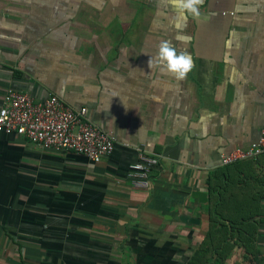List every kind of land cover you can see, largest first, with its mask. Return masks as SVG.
Wrapping results in <instances>:
<instances>
[{
	"label": "crops",
	"instance_id": "0c3cea01",
	"mask_svg": "<svg viewBox=\"0 0 264 264\" xmlns=\"http://www.w3.org/2000/svg\"><path fill=\"white\" fill-rule=\"evenodd\" d=\"M200 12L182 22L166 0H0V108L10 89L56 94L115 141L94 162L0 131V264L188 263L210 226L192 192L264 129V0H204ZM165 40L193 57L186 79L148 67ZM142 152L159 159L148 188L129 177ZM232 164L264 178V153ZM255 227L251 261L264 264V199Z\"/></svg>",
	"mask_w": 264,
	"mask_h": 264
},
{
	"label": "built area",
	"instance_id": "2783aa9c",
	"mask_svg": "<svg viewBox=\"0 0 264 264\" xmlns=\"http://www.w3.org/2000/svg\"><path fill=\"white\" fill-rule=\"evenodd\" d=\"M0 131L24 136L46 149L71 150L94 162L110 156L115 148L112 135L86 116V109L75 110L64 99L51 94L43 100L30 93L10 89L0 108ZM264 153V129L260 138L222 156L224 165L255 158ZM155 155L140 153L131 165L129 177L137 188L150 187V172L157 166Z\"/></svg>",
	"mask_w": 264,
	"mask_h": 264
},
{
	"label": "trees",
	"instance_id": "16d2710c",
	"mask_svg": "<svg viewBox=\"0 0 264 264\" xmlns=\"http://www.w3.org/2000/svg\"><path fill=\"white\" fill-rule=\"evenodd\" d=\"M233 166H223L206 180L210 226L187 264H226L237 247L244 249V258L249 255L250 261L259 258L251 243L255 239L256 220L264 199L256 186L264 187V178L251 181L246 177L248 174L243 178L239 167ZM247 188L253 195H244ZM248 264H254V261Z\"/></svg>",
	"mask_w": 264,
	"mask_h": 264
},
{
	"label": "clouds",
	"instance_id": "9594fccd",
	"mask_svg": "<svg viewBox=\"0 0 264 264\" xmlns=\"http://www.w3.org/2000/svg\"><path fill=\"white\" fill-rule=\"evenodd\" d=\"M176 13L178 21L186 22L190 15L193 19L201 17L200 7L204 0H166ZM177 27H182L177 23ZM194 60L190 53L178 51L170 41H161L155 57H150L148 67L153 70L159 68L161 72L172 74L177 81L186 79L189 72L194 68Z\"/></svg>",
	"mask_w": 264,
	"mask_h": 264
},
{
	"label": "water",
	"instance_id": "95a60500",
	"mask_svg": "<svg viewBox=\"0 0 264 264\" xmlns=\"http://www.w3.org/2000/svg\"><path fill=\"white\" fill-rule=\"evenodd\" d=\"M192 196L197 199V201L199 203H207L208 202V192L206 191H202V190H194L192 192ZM182 221L186 222V223H199L200 220L197 218H193V217H189L187 215H184L182 218Z\"/></svg>",
	"mask_w": 264,
	"mask_h": 264
}]
</instances>
